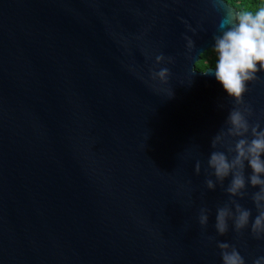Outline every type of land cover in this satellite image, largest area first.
I'll use <instances>...</instances> for the list:
<instances>
[{"label": "water", "instance_id": "1", "mask_svg": "<svg viewBox=\"0 0 264 264\" xmlns=\"http://www.w3.org/2000/svg\"><path fill=\"white\" fill-rule=\"evenodd\" d=\"M218 22L208 0H0V264H221L217 241L264 255L217 235L228 197L194 170L234 103L197 68ZM160 53L171 99L136 75ZM249 88L259 114L264 82Z\"/></svg>", "mask_w": 264, "mask_h": 264}, {"label": "clouds", "instance_id": "2", "mask_svg": "<svg viewBox=\"0 0 264 264\" xmlns=\"http://www.w3.org/2000/svg\"><path fill=\"white\" fill-rule=\"evenodd\" d=\"M208 2L218 14L219 22L212 37L211 62L202 60L200 72L214 77L234 103L223 125L211 138L207 157L197 159L194 170L196 175L205 173L208 191L215 192L219 187L228 197L215 210L217 235L225 236L233 231L243 237L249 233L252 239L264 241V111L257 114L245 100L250 84L264 82V0H258L254 8L234 7L231 0ZM188 30L196 32L191 25ZM136 39L142 40L143 36ZM184 39L187 51H192L195 42L187 35ZM141 51L146 60L153 59L147 49ZM174 62L172 56L155 54L148 78L139 71L136 75L171 99L174 91L165 87L171 72L168 67L161 66ZM246 199L251 200L254 212L241 203ZM211 215L208 207L199 209L197 219L202 229H207ZM216 246L221 264H248L237 245L217 241ZM252 264H264V255L253 259Z\"/></svg>", "mask_w": 264, "mask_h": 264}, {"label": "trees", "instance_id": "3", "mask_svg": "<svg viewBox=\"0 0 264 264\" xmlns=\"http://www.w3.org/2000/svg\"><path fill=\"white\" fill-rule=\"evenodd\" d=\"M231 4L234 7H248V8H254L258 4V0H231ZM211 51H207L205 54L202 55L201 60L197 63V68L199 70H203L201 68V62L202 60H208L209 63L211 62Z\"/></svg>", "mask_w": 264, "mask_h": 264}]
</instances>
